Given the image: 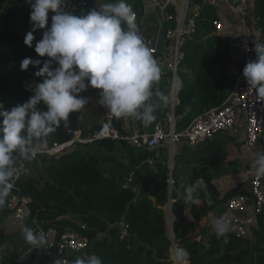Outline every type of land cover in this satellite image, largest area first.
<instances>
[{"label": "trees", "instance_id": "trees-1", "mask_svg": "<svg viewBox=\"0 0 264 264\" xmlns=\"http://www.w3.org/2000/svg\"><path fill=\"white\" fill-rule=\"evenodd\" d=\"M13 1L17 5L15 21L7 10L0 8V103L6 110L27 101L32 95V88L40 82V78L34 75L38 69L30 65L22 71L20 62L25 57L42 61L48 59L35 53V43L40 39L35 33L33 47L24 44V37L31 30V10L25 0ZM128 3L133 7L138 26L142 15L141 2L128 0ZM93 7L100 6L96 0H88L87 7L77 14ZM253 15L259 20L258 26L264 38V0H254ZM217 17L216 11L205 8L197 21L195 34L183 48L184 59L179 66L182 89L174 111L177 131L186 128L199 114L219 107L231 90V82L225 75V67L232 58L229 37L211 35L212 21ZM50 24L51 18L46 28ZM187 70L192 71L191 79L186 75ZM116 127L120 131L117 123ZM75 129L82 130L80 111L71 113L46 142H65L71 138L70 131ZM86 146H96L108 153L95 157L91 151L81 150ZM118 147L127 150L128 155L137 157L142 165L136 168L116 158L113 152ZM178 148L173 157L174 183L171 190L168 189L165 148L161 149L152 165L145 160L154 158V155L135 149L126 142L110 140L78 144L72 151L59 157H38L31 161L39 165V170L34 174L25 172L30 164L26 162L18 183L22 193L31 199L26 226H32L35 220L61 231L72 229L87 237L91 246L70 257L69 264H73L78 256L92 254L97 255L103 264H173L170 258L172 243L187 252L188 264H264V211L259 214L255 227L248 231V237L244 240L235 238L229 229L223 235L218 234L214 226L200 229V220L211 208L221 205L219 214L222 213L227 201L241 192L236 187L219 198L209 172L215 158L204 160L205 163L210 162L209 165H191L181 157L190 147L183 144ZM21 163L23 161L18 158L17 164ZM235 164L229 162L226 165L234 167ZM128 178L138 187V194L119 189V184L126 183ZM198 181L204 185L209 205L203 191L197 186ZM188 185L195 188L191 199H187L184 192ZM245 191L248 193V186ZM198 200H201L200 205ZM169 204L173 217V240L169 239L166 228ZM6 212L5 204L0 206V214ZM122 219L129 225L128 244L118 241L116 225ZM80 225H84L85 229H80ZM196 230L203 234L205 232L206 237L190 245L187 236ZM177 259L181 261L179 256ZM43 260L45 264V258ZM0 264L19 263L13 257L4 255Z\"/></svg>", "mask_w": 264, "mask_h": 264}, {"label": "clouds", "instance_id": "clouds-1", "mask_svg": "<svg viewBox=\"0 0 264 264\" xmlns=\"http://www.w3.org/2000/svg\"><path fill=\"white\" fill-rule=\"evenodd\" d=\"M25 3L31 10V30L24 44L33 47L34 33L44 30L34 51L38 57L48 59L25 57L20 69L27 70L30 65L38 69L34 75L40 82L27 101L10 110L0 103V206L5 204L18 176L17 159L31 161L37 145L46 142L71 113L85 107L89 98L82 93L90 87L99 90V102L116 120L132 116L145 126L156 119L155 113L169 99L154 87L161 78V66L135 23L128 0H106L99 8L80 14L66 10L67 0ZM50 12L54 14L46 28ZM245 49L254 51L255 59L246 62L242 75L248 88L264 100V42H254L252 49L245 45ZM257 163L264 167V153L258 154ZM184 192L191 199L195 188L188 185ZM216 230L223 235L227 223L218 221ZM23 234L34 246L44 243V236L31 228L25 227ZM73 264L103 262L92 254L77 258Z\"/></svg>", "mask_w": 264, "mask_h": 264}, {"label": "built area", "instance_id": "built-area-1", "mask_svg": "<svg viewBox=\"0 0 264 264\" xmlns=\"http://www.w3.org/2000/svg\"><path fill=\"white\" fill-rule=\"evenodd\" d=\"M142 15L138 28L145 42L153 49L158 60L162 75L160 81L154 86L161 91L160 84L165 82L162 92L168 96V103L162 105L166 110L165 119L157 121L150 133L127 135L121 133L116 127V117L99 102L102 112V121L98 127L87 137L80 130L70 131L71 138L65 142H42L36 147L35 155L31 161L38 157H59L66 154L76 145L92 144L96 141L110 140L126 142L131 147L154 155L145 160L152 165L155 157H159L164 147L167 155L168 189L173 185V157L176 148L186 144L190 148H197L205 142L211 141L220 133L234 130L242 121L244 130V143L247 150L257 149L258 154L264 153V100L257 97L254 90L248 88L242 75L246 62L255 59L254 42H263V34L258 26V18L253 15L254 0H140ZM88 0H67V9L74 14L87 7ZM154 10V17L150 26L154 29L149 32V8ZM209 8L216 11L217 18L212 21L211 35H226L230 39L233 57L225 68V75L232 83V89L225 101L217 108L210 109L196 116L184 129L177 131L174 122V110L177 94L181 89V80L178 76L179 66L184 59L183 48L187 40H191L197 30V21L201 14ZM54 13H49V19ZM136 21V16H135ZM99 92V90H98ZM257 154V156H258ZM17 164L18 176L14 180L5 202V209L12 219L26 226L30 216V197L22 193L18 183L23 173L24 164ZM131 179H127V184ZM264 211V167L256 160L253 175L249 181L248 193L232 196L226 203L225 211L218 221L227 223L228 229L237 239H247L248 231L255 227L257 217ZM169 212V206L167 207ZM171 222V220L169 219ZM118 241L128 244L130 232L129 225L122 220L117 225ZM24 227V228H25ZM32 230L44 236L42 244L45 264H69V258L84 252L91 246L90 240L80 232L72 229L59 230L57 227L43 225L32 221ZM80 229H85L80 225ZM168 236L173 240L172 229ZM172 258L174 264H179L176 248L172 245ZM2 256L0 255V261Z\"/></svg>", "mask_w": 264, "mask_h": 264}, {"label": "crops", "instance_id": "crops-1", "mask_svg": "<svg viewBox=\"0 0 264 264\" xmlns=\"http://www.w3.org/2000/svg\"><path fill=\"white\" fill-rule=\"evenodd\" d=\"M153 14H154V10L150 6L149 14H148L149 21L147 23L149 32L154 29L153 25L152 26L149 25L151 19L154 17ZM42 32L43 30H38L35 32V34L41 39ZM178 76L181 80V89H182V78L180 77L179 72H178ZM188 78L190 79V77ZM161 86H162L161 88V92H162V89L165 87V82L161 83L160 87ZM231 89H232V83H231ZM97 94H98V90L93 89L91 87L86 92L82 93V95L89 98L88 103L85 105V107L82 110H80L81 120H82V130L80 131L84 137L89 136L91 132L95 130L102 121V112L97 103ZM177 103L178 101L176 98V105ZM165 111L166 110H164L162 106L159 107V109L155 113L156 119L147 126H145L141 121L137 120L135 117H132V116H129L127 118H117L116 123L118 124L119 129L121 133L123 134L132 135L135 133H138V134L150 133L153 125L157 121L162 122L165 119V114H166ZM218 136L220 137L217 138ZM244 137H245L244 130H243L242 121H241L236 125L234 130H232L231 132L218 134L214 137L213 140L205 142L199 147L195 148V151L194 150H187L186 152L184 151L181 157L188 164H191V165L197 164L200 166L204 164L205 165L210 164V162L205 163L204 160H207L210 157L215 158L213 161L214 165L210 167L209 172L212 174V178H213L212 184L217 190L218 197L220 196L219 198H222L229 190L234 189L236 187L239 188V191L241 192L240 194H242L246 192L245 189H247L249 181L252 177V174H253V171L256 165L257 154H258L257 149L250 151L245 148ZM217 140L221 141V145L223 147H219V145L217 144ZM178 147L176 148V151L177 149H179ZM220 148L221 150L223 149L221 152H220ZM81 150L82 151L89 150L92 152V155L95 157H102L108 153L107 151L100 149L96 146L95 147H92V146L81 147ZM128 154H129L128 151L122 147H118L113 152V155L116 158L126 163H129L131 165H134L136 168H139L142 164L138 162V158L135 156H130ZM229 162H234L236 164L234 167H230L226 165ZM38 170H39V165L36 162H30V164L28 165L27 171L25 172L34 174ZM126 183H127V180H126ZM197 186L200 188V190L203 191L204 197L206 198L207 204L209 205L208 195L206 191L204 190L203 183L198 181ZM135 187L137 190L136 194H138L139 189L137 186ZM198 204L199 205L201 204V200H198ZM225 209H226V205H225L224 211ZM220 210H221V205L211 208L209 212L204 217H202V219L200 220L199 228L204 229V228H207L208 226L216 227V224L219 218L218 216L224 212L223 211L222 213L219 214ZM185 213L189 218L188 209H186ZM167 216H168V212H167ZM172 221H173V217L171 218V222L167 218V225H166L167 233L169 232L170 229H172ZM77 225H79V222L77 223ZM24 227L22 224L15 222L12 219L11 215L8 214V212L0 214V255L1 256L6 255V256H11V257L14 255L15 257L13 258L19 264H44L42 244L40 246H34L30 244L29 242H27L24 239V234H23ZM28 228L32 229L30 225L28 226ZM199 230H196L188 234L186 240L191 242L190 245H193V242H199L203 237L204 238L206 237V233L204 232L203 234ZM20 242L21 244H19ZM17 245H22V246H17ZM172 245H174L176 248V256L177 257L179 256L181 259V261H179V264H188L187 252L183 249H179L178 245H175L174 243H172ZM172 245L170 248V253H171L170 256L172 255V252H171ZM16 248H19V249H17L18 251L15 254L12 252V250H16ZM79 257L81 256H78V258Z\"/></svg>", "mask_w": 264, "mask_h": 264}, {"label": "rangeland", "instance_id": "rangeland-1", "mask_svg": "<svg viewBox=\"0 0 264 264\" xmlns=\"http://www.w3.org/2000/svg\"><path fill=\"white\" fill-rule=\"evenodd\" d=\"M96 4L98 5V6H102L103 4H104V0H96ZM0 8L2 9V10H7V13L9 14V15H11L13 18H14V21H15V14H16V8H17V5H16V3L13 1V0H0ZM38 31V30H37ZM229 39V38H228ZM229 41H230V39H229ZM186 72V71H185ZM187 74V76L188 77H190V79H191V77H192V71L191 70H187V72H186ZM220 134H223V133H220ZM222 136H224V135H222ZM220 136H218L217 138H219ZM217 144L219 145V147H223L222 145H221V141L220 140H217ZM190 150H194L195 151V148H191ZM223 150V149H222ZM221 150V148H220V152L222 151ZM219 152V153H220ZM169 220V219H168ZM21 233V232H20ZM19 244H21V242L19 243ZM17 246H22V245H17ZM17 249H19V248H16V250H12V252L13 253H17ZM17 256V255H16ZM12 257H15L14 255L12 256ZM171 260L173 261V264H174V260H173V258H172V255H171Z\"/></svg>", "mask_w": 264, "mask_h": 264}, {"label": "water", "instance_id": "water-1", "mask_svg": "<svg viewBox=\"0 0 264 264\" xmlns=\"http://www.w3.org/2000/svg\"><path fill=\"white\" fill-rule=\"evenodd\" d=\"M119 189L120 190H128L130 192H132L133 194H136L137 193V190H136V187L133 185V184H119ZM150 200L154 203V199L153 198H150ZM168 219L171 220V213H170V204H169V212H168V216H167Z\"/></svg>", "mask_w": 264, "mask_h": 264}]
</instances>
